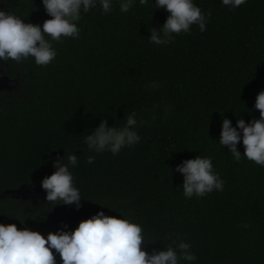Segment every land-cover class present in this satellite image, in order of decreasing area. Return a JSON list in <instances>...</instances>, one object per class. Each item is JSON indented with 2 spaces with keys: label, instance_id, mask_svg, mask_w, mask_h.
I'll use <instances>...</instances> for the list:
<instances>
[{
  "label": "trees",
  "instance_id": "trees-1",
  "mask_svg": "<svg viewBox=\"0 0 264 264\" xmlns=\"http://www.w3.org/2000/svg\"><path fill=\"white\" fill-rule=\"evenodd\" d=\"M194 3L211 13L206 30L193 25L167 45L148 39L169 15L154 0H137L127 13L113 0L108 14L99 6L82 13L78 39L52 41L57 55L48 65L4 61L12 88H0V223L46 237L104 211L139 223L149 253L179 237L191 245L193 264H264V167L243 156L242 142L238 162L218 142L223 118L233 126L259 118L264 0L231 9L221 0ZM0 10L25 23L50 18L42 0H0ZM133 112L138 144L116 155L88 149L84 137L102 120L123 127ZM65 153L78 157L71 169L78 209L47 203L41 188ZM198 155L212 158L224 187L189 199L174 169Z\"/></svg>",
  "mask_w": 264,
  "mask_h": 264
},
{
  "label": "clouds",
  "instance_id": "clouds-1",
  "mask_svg": "<svg viewBox=\"0 0 264 264\" xmlns=\"http://www.w3.org/2000/svg\"><path fill=\"white\" fill-rule=\"evenodd\" d=\"M118 2L120 11L127 13L137 0ZM148 2L139 0L141 5ZM221 2L231 9L246 3V0ZM42 4L50 17L42 25L25 23L17 15L0 10V61L3 64L7 59L19 62L34 57L37 65H48L57 55L52 41H59L61 37L79 38L78 23L82 13L97 6L104 14L113 10V0H42ZM154 4L156 9H164L169 15L162 26L150 30L148 39L151 43L167 45L174 39L173 34L190 33L193 25H198L201 32L206 30L207 17L211 13H203L194 0H154ZM9 82L11 85L12 79ZM254 108L259 111V118L249 122L237 119L233 126L230 119L223 118L218 142L237 162L242 157L238 150L242 142L243 156L264 167V90L257 94ZM137 127L135 112L128 115L123 127L109 126L107 120H102L90 134L85 135L84 143L90 151H109L116 155L122 148L140 142ZM93 162L94 157L90 156L88 163ZM77 163L76 154L66 153L52 161L55 171L41 181L47 203L62 201V205L80 207L81 194L71 171ZM174 171L183 175L182 189L186 198L191 199L194 195L203 197L213 190H223L224 181L214 171L211 157L198 155L184 160ZM19 222L24 224V221ZM190 248L191 245L179 237L176 240L169 237V243L163 245V250L154 249L149 253L145 250L139 223L127 216L106 215L104 211L81 220L74 230L62 228L49 232L46 237L27 227L18 228L15 223H0V264H56L54 253L59 254L62 264H181V261L193 264L196 257Z\"/></svg>",
  "mask_w": 264,
  "mask_h": 264
},
{
  "label": "water",
  "instance_id": "water-1",
  "mask_svg": "<svg viewBox=\"0 0 264 264\" xmlns=\"http://www.w3.org/2000/svg\"><path fill=\"white\" fill-rule=\"evenodd\" d=\"M3 61H0V88H11L12 86L10 85V78L9 76L5 73L4 69L2 68Z\"/></svg>",
  "mask_w": 264,
  "mask_h": 264
}]
</instances>
